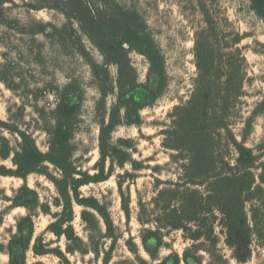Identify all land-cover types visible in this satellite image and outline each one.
<instances>
[{
    "label": "rangeland",
    "instance_id": "obj_1",
    "mask_svg": "<svg viewBox=\"0 0 264 264\" xmlns=\"http://www.w3.org/2000/svg\"><path fill=\"white\" fill-rule=\"evenodd\" d=\"M125 7L137 9L147 22L149 29L158 44L164 59L168 76V85L160 97L152 100L150 91L157 90L160 77L149 73V62L141 54L130 53L131 63L137 71L139 85L134 93L136 102L142 107L137 121L119 126L112 134V143L117 145L129 158L119 166L118 158L114 164L111 159L104 166L102 182L90 183L81 188L85 198L95 197L101 204L107 205L114 225L121 238L114 246L112 260L109 264H175L177 257L180 264H186L183 256L190 250L202 264H218L215 261L224 259V264H264V200L249 202L247 210L259 208L262 225V237H254L251 256L246 263H239L234 257V250L226 243L227 230L223 215L214 210L206 214V219L198 225L202 227L204 237L195 242L188 239L192 231L198 230L197 224L188 226V230H171L161 228L167 223L165 211L157 210L159 192L184 184L183 166L187 165L189 155L184 151L167 148L173 144L171 131L176 114V107L186 105L192 97L198 78L196 57V36L204 31L202 41L210 42L206 21L209 16L218 29L222 39L221 52L227 53L232 46L235 33L243 37L240 44L247 59V79L244 95L230 101L227 110V123L239 142L243 140L246 121L257 112L251 134L246 140V147L260 156L257 166L264 164V109L259 104L264 100V23L251 10V0H118ZM37 5L34 0H10L3 6L2 19L17 20L27 24L31 20L62 27L64 15L48 8L32 9ZM206 12V13H205ZM14 28L0 24V117L3 122L14 123L19 129L28 130L37 141L43 152L48 151V138L41 129L43 123L38 121L37 109L51 110L56 104V96L51 87H63L72 79L80 82L83 91L81 123L75 136L76 152L74 161L83 172L95 176L99 174L97 163L99 153V117L97 112L100 93L93 80L89 62L73 50L60 48L44 35L33 37L24 34L17 23ZM22 28V26L20 25ZM51 31V28L48 29ZM87 50L95 62L103 63L100 52L83 37ZM113 80L117 77V68L109 67ZM148 88V90H146ZM110 94L107 109L115 101ZM22 107L24 111L22 112ZM225 120V121H226ZM0 136L7 137L13 146L18 143V136L0 128ZM230 136L221 132L219 153L233 166L238 153L229 142ZM123 157V156H122ZM15 169L11 159H0V167ZM1 169V168H0ZM48 172L59 177V171L48 165ZM257 174L260 170L255 171ZM174 185V186H173ZM25 187L30 192H26ZM193 188L192 186H189ZM198 189V187H196ZM205 191V188H199ZM25 199L36 201V204L25 205ZM58 194L54 184L47 176L32 174L27 180L0 175V264H10L11 254L23 258L26 264L42 262L44 264H67L64 259L52 252L37 255L35 245L43 244L46 250L60 249L70 264H104V253L99 257L93 252L88 254H69L66 250L65 237L58 239L48 231L54 221L53 213L60 211L55 205ZM129 205V211L125 206ZM43 205L49 207V213L43 212ZM83 207L76 205V217L73 226L78 235L87 242V231L80 214ZM32 216L33 233L27 224L19 231V222ZM209 227L213 233L209 232ZM159 230V231H158ZM149 231L159 232L162 245L157 249L156 242L148 239L146 248L143 237ZM30 240V248L23 249L14 244V239ZM216 238L217 246L210 242ZM139 247V253L130 250L128 242ZM111 241L102 244L101 251H109ZM196 247V248H194ZM89 248V246H87ZM189 264H197L190 260Z\"/></svg>",
    "mask_w": 264,
    "mask_h": 264
},
{
    "label": "trees",
    "instance_id": "obj_2",
    "mask_svg": "<svg viewBox=\"0 0 264 264\" xmlns=\"http://www.w3.org/2000/svg\"><path fill=\"white\" fill-rule=\"evenodd\" d=\"M34 1L37 5H33L32 9L48 8L60 11L66 19L63 26L57 27L36 20L21 24L17 20L6 18L2 19L0 24L12 29V24L17 23L24 34L33 37L44 35L60 48L71 47L89 62L94 83L100 93L97 116L100 118L98 148L101 159L96 167L100 172L91 176L83 172L74 161L75 136L82 120L83 91L79 80L72 79L63 87H51L57 99L53 109H37L38 121L43 123L41 129L48 138L47 152L39 148L36 139L28 130L19 129L14 123L3 122L0 117V128L19 138L18 143L13 146L7 137L0 136V159H11L15 167L7 169L1 166L0 175L24 180L32 174L47 176L56 188L58 196L55 205L60 209L52 214L54 221L49 225L48 231L58 239L65 237L69 254L79 252L83 255L93 252L99 257L104 253V264H109L114 246L121 235L113 223L107 205L101 204L95 197H83L81 188L106 179L103 174L107 160L111 159L114 164L120 158L119 166L128 161V154L112 143V134L121 125L135 123L137 120L133 116H138L142 108L134 98V93L140 85L130 53L143 55L149 62V73L160 77L157 90L150 91L152 100L160 97L168 85L165 59L140 12L123 6L118 0ZM8 2L10 0H0L1 16L3 6ZM251 10L264 23V0H251ZM206 24L210 42L206 45L203 43L204 31L196 36L199 71L196 87L191 100L184 106L176 107L173 130L170 133L173 144L167 145L171 150L184 151L189 155L186 159L187 165L183 166L184 184L173 185L174 187L160 191L155 199L157 210L161 208L168 215L167 223L159 227V230L166 228L186 231L188 226L197 224L198 230L192 231L188 239L198 242L204 237L202 227L198 224L206 219V214L218 210L223 215L227 230L226 243L234 250L235 259L239 263H246L251 256L253 238L262 237L263 225L260 220V208L259 213L258 208L253 207L251 214L247 210L249 202L264 200V164L257 166L260 156L255 155L254 150L245 144L252 132L257 112L246 121L243 140L239 142L225 118L230 101L244 95L247 59L239 47L243 37L235 33L230 43L232 46L227 53H223L220 48L222 39L210 16ZM49 28L51 31H48ZM83 37L100 52L103 63L94 61ZM112 65L117 68L115 80L109 70ZM0 81L6 84L1 76ZM110 94L115 95L116 99L110 109H107ZM259 107L264 109V100ZM21 110L23 112L24 108ZM224 131L230 136L229 142L238 153L233 166L219 153L220 142L217 139H221V132ZM48 165H53L59 171L58 178L48 172ZM256 170H260V173L257 174ZM202 187L205 191L199 189ZM25 189L30 192L27 187ZM19 198L25 199L26 195L23 194ZM24 204L28 206L36 204V201L25 199ZM76 205L83 207L80 218L87 231V242L78 235L73 226ZM124 206V210L128 212L129 205ZM42 207L45 214L50 212L47 205ZM32 222V216L23 218L19 222V231L28 224L32 235ZM208 231L213 233L210 227ZM149 238L156 242L157 249L162 245V238L156 231H149L148 235L143 237L142 244L146 251L154 256L146 248ZM108 240L112 242L110 250L101 251L103 242ZM210 243L214 247L217 246L216 238ZM14 244L19 245L25 253L30 248V240L25 241L24 237L14 239ZM128 244L133 253H139L136 243L130 241ZM34 249L37 255L54 252L70 264L60 249L46 250L40 243H37ZM191 259L197 264H202L200 259L188 250L183 256V261L189 264ZM140 260L142 264H147L146 261ZM180 261L177 257L175 264H180ZM213 261L224 264V259ZM10 264H26V260L11 254Z\"/></svg>",
    "mask_w": 264,
    "mask_h": 264
}]
</instances>
